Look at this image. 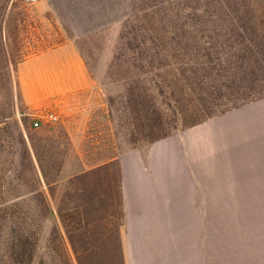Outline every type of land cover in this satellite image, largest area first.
<instances>
[{
	"label": "trees",
	"instance_id": "obj_1",
	"mask_svg": "<svg viewBox=\"0 0 264 264\" xmlns=\"http://www.w3.org/2000/svg\"><path fill=\"white\" fill-rule=\"evenodd\" d=\"M18 4L0 0V70L8 73L0 90L7 88L14 98L11 64L56 45L9 57L3 26ZM51 4L63 19L96 10L93 0ZM128 4L107 75L123 86L109 92L108 100L131 149L264 98V0ZM57 130H28L29 145L15 111L0 101V264H33L39 249L40 264H125L117 156L72 175L55 207L56 193L43 189L42 177L51 186L46 162L61 147ZM58 131V137L68 136ZM123 148L120 154L131 150ZM30 195L38 203L26 207L22 200Z\"/></svg>",
	"mask_w": 264,
	"mask_h": 264
},
{
	"label": "crops",
	"instance_id": "obj_2",
	"mask_svg": "<svg viewBox=\"0 0 264 264\" xmlns=\"http://www.w3.org/2000/svg\"><path fill=\"white\" fill-rule=\"evenodd\" d=\"M26 62L57 93L95 86L72 43ZM116 159L125 264H264V98Z\"/></svg>",
	"mask_w": 264,
	"mask_h": 264
},
{
	"label": "rangeland",
	"instance_id": "obj_3",
	"mask_svg": "<svg viewBox=\"0 0 264 264\" xmlns=\"http://www.w3.org/2000/svg\"><path fill=\"white\" fill-rule=\"evenodd\" d=\"M16 1H19L18 7L12 8L9 21L3 26L9 57L32 52L44 43L56 41V45L50 49L72 43L82 53L95 79L93 88L60 94L53 91L52 84L49 88L45 81H33V74L39 69L30 67L27 62L23 64L25 59L11 64L15 98L7 88L0 90V101L9 111H15L25 128L29 145L31 139L28 130L35 133L37 129L54 125L58 130L67 131L68 136L61 137L57 136L58 130L54 132L62 144L55 149L54 159L48 158L46 162L51 186L42 177L43 189L50 194L53 188L56 193V197L51 198L56 207L61 202L68 179L77 171L83 167L89 169L98 161L108 160L109 156H118L124 146L131 149L120 122L110 115L108 100L109 92H117L123 86L107 75L123 21L130 8L128 0H93L96 10L89 13L81 11L84 15L63 19L53 8L51 0ZM7 79L8 73L0 70V83ZM52 115L59 118L53 119ZM38 118L42 119L41 126H35ZM182 130L180 128L178 132ZM16 137L14 135L13 140ZM32 198L33 195L23 198L22 204L26 207L36 205L38 201ZM43 254L44 250L39 249L33 264H40Z\"/></svg>",
	"mask_w": 264,
	"mask_h": 264
},
{
	"label": "built area",
	"instance_id": "obj_4",
	"mask_svg": "<svg viewBox=\"0 0 264 264\" xmlns=\"http://www.w3.org/2000/svg\"><path fill=\"white\" fill-rule=\"evenodd\" d=\"M53 119H58L59 117L57 115H52L51 116ZM41 122H42V119L41 118H38L36 121H35V126H40L41 125Z\"/></svg>",
	"mask_w": 264,
	"mask_h": 264
}]
</instances>
